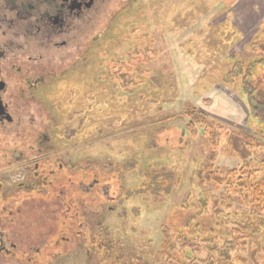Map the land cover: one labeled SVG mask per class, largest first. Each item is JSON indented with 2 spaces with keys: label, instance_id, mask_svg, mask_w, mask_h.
Returning <instances> with one entry per match:
<instances>
[{
  "label": "rangeland",
  "instance_id": "rangeland-1",
  "mask_svg": "<svg viewBox=\"0 0 264 264\" xmlns=\"http://www.w3.org/2000/svg\"><path fill=\"white\" fill-rule=\"evenodd\" d=\"M111 9L80 50L50 64L32 131L0 135V234L19 238L32 264H100L90 242L61 231L58 199L66 207L70 192L71 210L86 211L79 226L115 244L123 260L165 264L157 253L167 223L180 239L198 238L171 225L190 197L203 200L195 173L211 149L205 130L186 131L185 111L222 127L215 172L241 166L226 131L255 135L260 146L251 151L264 157V134L227 80L233 58L264 57L253 48L264 45V0H115ZM139 43L146 55L135 54ZM35 155L37 166L27 162Z\"/></svg>",
  "mask_w": 264,
  "mask_h": 264
},
{
  "label": "trees",
  "instance_id": "trees-1",
  "mask_svg": "<svg viewBox=\"0 0 264 264\" xmlns=\"http://www.w3.org/2000/svg\"><path fill=\"white\" fill-rule=\"evenodd\" d=\"M253 48L264 50V45L254 41ZM135 50V54L146 55L149 49L142 50L139 43ZM139 61H137L139 65L146 64L144 60ZM232 61V69L227 74V80L239 90L244 98L249 118L255 121L258 135H262L264 134V57L248 60L233 58ZM118 74L116 73V76ZM123 81L125 82L124 78ZM230 83L225 81L223 86L228 87ZM185 118L187 119L185 128L188 133L195 136L198 129L206 131L211 149L207 163L203 169L195 173L196 188L201 190L200 196L203 200L196 199L197 196L190 197V202L194 203L186 204L185 210L177 214L179 218L175 220L176 223L171 225H177L183 231H193L198 238L189 240L184 236L180 239L178 229L176 234H172L170 224L161 225L158 259L165 264H259V260L264 264V157H255L254 152L251 151L260 146V140L255 135L226 131L223 136L224 145L241 161V166L239 169L217 173L213 170V162L217 142L221 139L216 130L222 127L197 111H185ZM74 196L75 193L70 192L66 207L58 199V209L63 211L56 210L57 221L64 222L62 225L67 223L61 231L70 235V238L73 237L75 241L90 242V249L95 250L96 254L101 253V259L98 260L100 264L108 261L104 256H108L115 264H136L138 261L135 259L123 260L122 257L117 256L115 244L105 242L97 235L92 236L93 233L88 235L84 232V224L82 226L79 224L81 225L84 219L82 215L86 211L80 214V210H71L72 206L76 205V201L72 205ZM209 200L212 206L210 210ZM66 209L71 213L66 214L64 218ZM258 237L262 238V241ZM203 239L204 241L199 244V240ZM202 254L205 260L201 262L199 257ZM232 254L235 255L234 258Z\"/></svg>",
  "mask_w": 264,
  "mask_h": 264
},
{
  "label": "flooded vegetation",
  "instance_id": "flooded-vegetation-1",
  "mask_svg": "<svg viewBox=\"0 0 264 264\" xmlns=\"http://www.w3.org/2000/svg\"><path fill=\"white\" fill-rule=\"evenodd\" d=\"M114 1L0 0V135L32 131L35 94L50 77V64L80 50ZM37 159L43 158L35 155L27 162L37 166ZM30 167L25 165L26 175ZM32 185H25L27 193L35 191ZM25 248L19 238L1 233L0 264H32V254L22 253Z\"/></svg>",
  "mask_w": 264,
  "mask_h": 264
}]
</instances>
